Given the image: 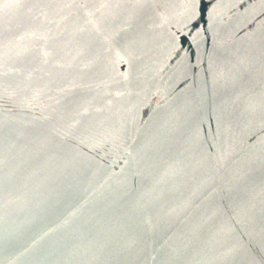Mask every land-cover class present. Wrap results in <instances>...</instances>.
Here are the masks:
<instances>
[{"label": "water", "instance_id": "obj_1", "mask_svg": "<svg viewBox=\"0 0 264 264\" xmlns=\"http://www.w3.org/2000/svg\"><path fill=\"white\" fill-rule=\"evenodd\" d=\"M0 264H264V0H0Z\"/></svg>", "mask_w": 264, "mask_h": 264}]
</instances>
